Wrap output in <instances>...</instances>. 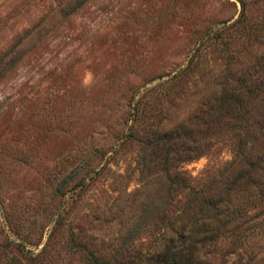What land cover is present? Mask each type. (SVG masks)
<instances>
[{
    "label": "rangeland",
    "instance_id": "obj_1",
    "mask_svg": "<svg viewBox=\"0 0 264 264\" xmlns=\"http://www.w3.org/2000/svg\"><path fill=\"white\" fill-rule=\"evenodd\" d=\"M262 62L264 0H0V264H145L172 215L147 141L175 131L218 176L241 129L198 115ZM262 218L214 264H264Z\"/></svg>",
    "mask_w": 264,
    "mask_h": 264
},
{
    "label": "trees",
    "instance_id": "obj_2",
    "mask_svg": "<svg viewBox=\"0 0 264 264\" xmlns=\"http://www.w3.org/2000/svg\"><path fill=\"white\" fill-rule=\"evenodd\" d=\"M260 66L259 73L253 72L251 65L253 70L248 66L236 74L237 86L221 90L216 97L220 101L208 105L198 115L202 122L220 125L231 121L220 120L222 112L234 110L235 120L230 123L241 129L235 132L234 155L218 176L196 178L180 165L198 155V151L187 143L181 145L180 150L173 139V134H177L175 131L155 133L153 139L147 141L150 147L140 170L144 168V174L159 184L155 185L156 188H162L165 209L172 215L168 218L161 245L146 257L145 264H214L212 252L219 236L225 234L237 242L246 228L251 229L263 220L264 142L257 139L264 137V109L261 107L253 115L248 112L250 107L244 105L264 91V62ZM242 108L243 116H239L237 112ZM253 144L257 146L253 148ZM224 172L226 174L223 175ZM177 194L182 198L179 205L175 204L180 200ZM246 204L250 205L247 210L244 208ZM173 215L175 218L180 216L177 218L179 224L175 223L177 219H173ZM100 264L109 262L102 259Z\"/></svg>",
    "mask_w": 264,
    "mask_h": 264
}]
</instances>
